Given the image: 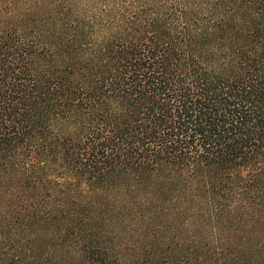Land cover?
Here are the masks:
<instances>
[{"label":"trees","instance_id":"16d2710c","mask_svg":"<svg viewBox=\"0 0 264 264\" xmlns=\"http://www.w3.org/2000/svg\"><path fill=\"white\" fill-rule=\"evenodd\" d=\"M0 264H264V0H0Z\"/></svg>","mask_w":264,"mask_h":264}]
</instances>
